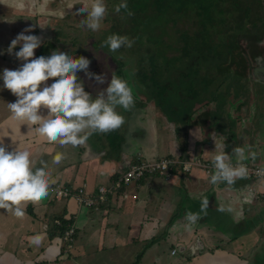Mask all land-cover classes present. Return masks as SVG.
<instances>
[{"label":"crops","instance_id":"obj_1","mask_svg":"<svg viewBox=\"0 0 264 264\" xmlns=\"http://www.w3.org/2000/svg\"><path fill=\"white\" fill-rule=\"evenodd\" d=\"M64 1L24 0L23 9L0 4V76L5 68L18 70L24 63L15 56L21 45L11 54L7 51L21 32L39 36L42 27H46L48 36H42V44L33 58L49 57L56 48L53 43L56 35L70 34L68 29L74 23L70 17L78 8L74 6L69 8L71 12L60 13ZM60 23L66 29L59 31ZM27 28L33 31L25 32ZM79 72L77 76H81ZM260 78L264 79V73ZM77 80L84 82V90L93 98L97 97L87 87L85 77ZM53 82L49 79L45 83ZM254 89L256 95L250 98L248 113L246 107H241L231 113L233 118L217 111L197 112L188 121L181 119L180 125L173 129L175 132L180 129L181 138H185L182 143L167 126L168 118L159 116L150 106L131 108L127 129L93 134L78 147H60L58 143L24 136L28 132L26 125L16 129V138L22 148L32 153L34 167H40L41 161L48 164L50 184L73 191L85 187L88 195H95L100 186H109L138 161L155 162L162 158L211 161L216 154L215 140L226 145L229 154L238 146L244 147L246 153L249 149L255 151L256 159L248 161L264 167V82ZM16 100L0 79V130L9 123L8 103ZM237 110L241 120L235 126L237 136L231 138V119H236ZM47 113V109H41L42 115ZM182 124L190 127L187 133H182ZM2 146L12 151L19 142L13 144L10 137H4ZM57 152L66 158L53 165L51 160ZM126 191L127 198L117 195L98 209L80 205L71 197L56 199L50 190L41 202L26 203L23 217L0 209V264H253L260 259L248 237H256L257 242L264 237V181L241 178L232 185H213L204 170L194 169L171 181L158 174L147 175ZM204 200L207 206L202 210ZM221 206L232 211H219ZM189 212L199 216L190 229L185 219ZM62 224H66V229L70 226L75 229L70 254L66 253L62 240Z\"/></svg>","mask_w":264,"mask_h":264},{"label":"clouds","instance_id":"obj_2","mask_svg":"<svg viewBox=\"0 0 264 264\" xmlns=\"http://www.w3.org/2000/svg\"><path fill=\"white\" fill-rule=\"evenodd\" d=\"M0 4L24 8V0H0ZM74 6L70 4L69 8ZM122 10L124 17L134 15L127 0H121L114 9L117 14ZM106 11L104 0H91L77 9V13H86L81 25L91 31L99 30ZM24 31L31 32L33 29L27 28ZM134 43L135 40L127 36L112 34L100 47L116 52L121 47L131 48ZM41 44L42 37L25 35L24 32L18 34L7 51L11 54L17 45H21L15 56L24 63L18 70L5 68L0 76L3 87L17 97L16 102L8 103L9 123L0 130V209L17 218L24 216L23 206L26 203L35 205L47 198L50 187L48 164L41 161L40 167H34L36 162L32 153L27 148H22L21 141L16 138L17 128L21 129V126L26 125L28 132L23 135L34 136L40 142L58 143L60 147H78L84 145L93 134H107L120 129L124 118L116 111L117 107L128 111L135 103L133 89L115 73L108 87L93 98L84 90L83 82L77 80L78 71H84L90 78L94 75L88 72L90 61L83 56L74 58L59 49L53 50L49 57L33 58L35 50ZM49 79L54 80L50 85L45 83ZM95 80L99 84L105 83V78L100 75H95ZM42 108L48 110L47 115L41 114ZM4 137H10L13 144L19 142V146L9 151L2 146ZM213 139L215 140L214 137ZM225 148L226 145L215 140L213 152L216 154L211 158L214 172L210 178L213 185H232L237 179L246 178L248 169L244 161L255 160L257 157L255 151L249 149L246 153L244 147H234L230 154ZM233 157L235 164L232 163ZM65 158L63 153L57 152L51 163L59 165ZM246 201H250V198H246ZM206 206L207 201L204 200L202 210ZM218 210L232 211L231 208L225 209L223 206ZM185 219L190 229L199 216L189 212Z\"/></svg>","mask_w":264,"mask_h":264},{"label":"rangeland","instance_id":"obj_3","mask_svg":"<svg viewBox=\"0 0 264 264\" xmlns=\"http://www.w3.org/2000/svg\"><path fill=\"white\" fill-rule=\"evenodd\" d=\"M88 1L89 3L91 2V0H88ZM233 1L234 0H232L230 3L232 4ZM120 2L121 0H104V4L106 6L107 11L105 13L104 19L100 23V28L98 31H91L87 29L86 27H83L81 25V20L86 18V13H77V11L76 12L74 11V14L71 15L70 17V20H74V23L72 24V22L71 21L70 22H71V25H77L79 27V28H76L78 32L73 33V34H67V33L60 32L59 34H57L56 40L53 41V43L56 46L54 50L59 49L60 51L66 52L70 56L77 58V59L81 56L87 58L90 61L89 68H88L89 73H92L93 71H95V67L99 70V74L97 75L103 76L105 78V83L103 84H99L95 80V77L90 78L84 71H80L78 74V75L85 77V81L88 83L87 87L91 89L92 93H95V95H98L99 91H102L108 87L112 79L113 73H115V75H117L118 77L122 79L123 77L126 76L122 70L119 73L121 74V76H119L118 71H116L117 70L116 68L118 65L114 62L112 58H110L112 56H116L117 54H115L114 52H110L107 47L102 49L100 47L101 43L105 41L109 35H112V34L127 36L129 37V39H134L135 43L133 44L131 48L121 47L119 50L116 51L119 55H122L124 57V59L126 60L124 64L126 66V69L128 67L129 72L133 74V78H134L133 80L130 74H128V76L124 78L128 82L129 86L133 89L134 101H135L133 107L145 108V107L150 106L152 110H155L159 116L160 115L171 116L169 118L166 116L168 118L167 126H169L170 130L173 131V127H175V125L179 126L180 125L179 123L182 122L181 119L183 117L184 119H187V120L191 118V116L189 115H188L189 116L188 118L185 113L189 112L188 110H186V107L189 102V98L194 97V95L192 94V91L193 90L195 91V89L191 87L190 89L187 88L186 90L177 91L173 93H172V90L169 88H167L165 91L162 90V92H164L163 98L166 99V102H165L162 99V96L158 97L159 95L158 90L162 88L161 86L164 83H166V81L160 82L159 80L152 79L155 76H153L154 67L152 65L153 63L150 62V57L152 56L151 54H153L154 50H155L154 52L155 55L160 52L164 54L166 53L167 57H171L173 53L177 50L178 51L183 50L182 44L186 43V41L183 37L178 40V36H181L182 34L181 30L183 28H186L187 24L178 23L177 26L181 30L178 32H175L172 29L173 23H170L166 28H163L161 26H158V24H160L159 19H157L156 21L151 19L152 22L148 23L143 18L144 14H141L140 16L138 14H134L133 16L127 17V18H124L123 16H121V21L119 24L121 25V27L115 30V24H114L112 13L115 12L114 11L115 6L119 4ZM76 7L79 8L80 6L78 5ZM232 11L233 9H231L230 7L226 8V12L223 17L227 20H230L231 18H235L238 20V21L237 20L235 21V24H237V34H238L239 39L241 38V36H244L248 32L249 29H251L252 31L253 27L255 28V26H257L255 21L260 22V20L263 19L262 10H260V8H254V7L244 8V10H242L241 13L239 14L236 13V17H232L233 15L231 14ZM62 12H67V11L62 10ZM214 17L215 16L213 15V20H214ZM218 17L220 16H216V20L218 19ZM185 23H186V20H185ZM62 24L63 23L59 24V30H61ZM128 24L131 27L129 29H126L127 27H129ZM163 24H165L164 21H163ZM209 27H210L209 29L208 28L204 29L203 27H201L200 28L201 34H198V35L191 34L190 35V36H196L197 38H199L203 44L208 43L211 46V50L206 48L204 45L202 46L203 52L206 54L211 53L213 57L212 60L208 58L210 62H208L207 65H204V68H203V70L206 72V76L208 80L211 78H216V79L219 78L218 72L216 71V65L220 61L217 59H225L226 56L228 55V51L232 50V48L234 47V40L230 39L229 36L226 34V32H223L224 29L222 28L220 29L217 24L214 25V22L210 23ZM47 29H48L47 32H49L51 35V29H49L48 27ZM64 29L65 28H63L62 30ZM192 30L193 31L197 30V26H195ZM228 32L231 35L236 34L234 31H228ZM45 35L47 34H46V27L44 25L42 32L39 34V37L43 36V38H45ZM224 36H225V39H224ZM160 42L162 43L161 45H160ZM185 45L186 44H184V46ZM48 47L50 46H47V48ZM217 52H219L218 55H217ZM168 53L170 56L168 55ZM184 54L186 55L187 51H184L182 53V55ZM183 59H185L184 56H183ZM180 62H181V59H180ZM165 64L166 63H163L164 67H165ZM171 67H168V68H171ZM226 73H227V68H226ZM81 76H77V79H81ZM167 77L170 80V76H167ZM132 81H134L136 84L135 85L132 84ZM213 85H216V84L213 83L211 86V82L210 83L206 82L204 84L202 83L201 93L199 95L200 98H204L206 101L209 98H212V93L216 92L217 90V86H213ZM145 86L147 88L149 86L150 92L146 93ZM138 89H140L141 92L142 91L143 92L142 93L139 92ZM151 90L155 92L153 96H151L152 94ZM144 92L147 94L148 99L152 98V100L149 99L150 102H147L146 100L147 97L145 96ZM222 92L223 91H221L219 98L223 97L221 96ZM181 94L183 96H180ZM186 95H187V98L189 95V98L187 100V104H184L183 103L184 100H181V97L185 99ZM139 102H142V103H139ZM160 102L161 104H166L165 106H171L170 109L164 110L165 114H162L157 109L158 105H160ZM178 103H179V108H177L178 110H174V107L172 106H175ZM212 108H213V105H212ZM116 111L120 113L124 118V124L121 126L120 129L122 130L127 129L128 124L131 121V119L128 117L130 110L125 111L123 108L117 107ZM172 115H176L181 121H178V118L172 117ZM240 120H241V116L238 114V110H237L236 119L235 120L231 119L232 121L231 125H233V128L231 129V135H230L231 138L234 136H237V131L235 130L236 129L235 126L240 123ZM150 123L152 124L151 121ZM182 128H183L182 133H185L190 127L187 126L186 124H182ZM178 136H179L178 137L179 143H182L185 140V138L184 139L181 138L180 131L178 133ZM256 235H261V234L258 233ZM255 238L256 237L254 236L248 237V240L251 243L252 249L255 251L257 255L260 256V259L253 261V264H264V237L261 240V242H257Z\"/></svg>","mask_w":264,"mask_h":264},{"label":"trees","instance_id":"obj_4","mask_svg":"<svg viewBox=\"0 0 264 264\" xmlns=\"http://www.w3.org/2000/svg\"><path fill=\"white\" fill-rule=\"evenodd\" d=\"M231 1L232 0H127L129 9L134 14H138L139 16L141 14H144L143 18L148 23L152 22L151 19L155 21L159 19L160 24H158V26H161L163 28H166L170 23H173L172 29L175 32H178L181 30L177 26L178 23L187 24L186 28H183L181 30L182 32L181 36H178V40L183 37L186 41V43H184L186 44L185 46L184 44H182L183 50L175 51L171 57H167L166 53L164 54L160 52L155 55L154 54L155 50H154L153 54H151L152 56L150 57V62L153 63L152 65L154 67L153 76L155 77L152 79L159 80L160 82L166 81V83H164L163 85L161 84L162 88L158 90L159 91L158 97L162 96V99L165 102H166V99L163 98L164 92H162V90L165 91L167 88H169L172 90V93H173L177 91L186 90L187 88L190 89L191 87L195 89V91L194 90L192 91V94L194 95V97L189 98V95H188V98H189L188 104H187V100H188L187 95L185 99L181 97V100H184L183 103L187 104L186 110H188L189 112L185 114L188 118L189 116H193L195 113L200 111L203 104L207 106L211 100L217 101L220 97V94L219 96H217L218 92L222 90L224 86L226 87V92L230 95V100L233 96L235 98V102L236 100L240 101L242 99L241 95L243 93H249L248 97L249 98L252 97L251 93H253L254 91V86L250 87L249 84L241 81V79L245 78V74L243 72L238 74L239 67L241 65L240 61L242 59L241 57L243 56V54H242V51L239 49L242 38L240 39L238 38L237 24H235V21L237 19L231 18L230 20H227L223 17L226 12V8L228 7H230L234 11V12L232 11L231 13L233 14L232 17H236V13H241L242 10L246 8V7H243V5L246 2H249L251 0L249 1L234 0L232 4L230 3ZM227 2L230 4H228ZM114 13H112V15H113L115 30H116L117 28L121 27V25L119 24L121 21V16L124 17V12L122 10L120 14H117V13L114 14ZM213 15L215 16L214 20H213ZM216 16H220V17H218V19L216 20ZM124 18H127V17H124ZM185 20H186V23H185ZM163 21L165 24H163ZM212 22H214V25L217 24L220 29L221 28L224 29L223 32H226L229 38L234 40V47H233L234 49L232 48V50L228 51V55L226 56L225 59H217L220 61L216 65V71L218 72L219 78L218 79L211 78L208 80L206 76V72L203 70V68H204V65H207V63L210 62L209 59L212 60L213 57L211 53H207V54L204 53L202 46L204 45L209 50H211V46L210 44L206 42H205L206 44H203L199 38H197L196 36H190V35L191 34L192 35L201 34L200 28L203 27L204 29H207V28L209 29L210 28L209 24ZM195 26H197V30L193 31L192 29ZM130 27L131 26L129 25V27H127L126 29H129ZM63 28L66 29L65 24L62 25L61 29ZM76 28H79V27L77 25H70L68 29L70 30V34L78 32ZM228 31H234L236 34L231 35ZM224 39H225V36H224ZM161 44L162 43L160 42V45ZM47 49H44V50L46 51ZM184 51H187L186 55L185 54L182 55ZM114 53L117 55L112 56L110 58H112L114 62L118 65L116 68L117 69L116 71H118V74L122 70L124 74L126 75L125 77H127L128 74H130L133 80L134 79L133 74L129 72V68L127 67L126 69V66L124 65L126 61L124 57L122 55H119L117 52H114ZM218 54L219 52H217V55ZM183 56L185 59H183ZM253 56H255V54H253ZM180 59H181V62H180ZM163 63H166L165 67L163 66ZM234 64H237V67L233 71L232 65ZM168 67H171V68H168ZM226 68H227V73H226ZM230 71H233V72L230 74L229 73ZM92 74H94L92 76L93 78L95 77V75L99 74V70L95 67V71H93ZM223 75L224 77H222ZM119 76H121V74H119ZM167 76H170V80L168 79ZM228 76L231 78L230 81L227 79ZM125 77H123V80H125L124 79ZM218 80H221V81L217 82ZM225 80H227L226 83H224ZM206 82L208 83L211 82V86L213 83H215L216 85H213V86H217L216 92H213L212 98H209L207 101L204 98H200L199 96L201 93V84L202 83L204 84ZM132 84L135 85L136 83L132 81ZM252 88L253 90L251 91ZM145 89H146L145 90L146 93L150 92L149 86L148 88L145 86ZM138 91L141 92L140 89H138ZM151 92H152L151 96H153L155 92H153L152 90ZM146 93H145V96L147 97ZM180 96H183V95L181 94ZM221 96L223 97H221L220 100L226 99V96L224 95H221ZM146 99H147V102H150L149 99L152 100V98L148 99V97ZM179 103L175 106H172L174 107V110H178L177 108H179ZM160 105H158L157 109L162 114H165L164 113L165 109H170L171 107V106H165L166 104H161V102H160ZM165 116H167L168 118L171 117L169 115H165ZM172 117L177 118L176 115H172ZM182 119H184V117ZM185 121H188V120L186 119ZM179 131L180 129H178L176 132H179ZM66 224L61 225L63 226L61 230L62 235L66 230Z\"/></svg>","mask_w":264,"mask_h":264},{"label":"built area","instance_id":"obj_5","mask_svg":"<svg viewBox=\"0 0 264 264\" xmlns=\"http://www.w3.org/2000/svg\"><path fill=\"white\" fill-rule=\"evenodd\" d=\"M232 163L235 164L236 161H232ZM244 164L248 169L246 177L248 180L255 182L264 181V172H262L264 167L253 165L247 161H244ZM194 169L204 170L207 177H211L214 172L211 161L199 158L192 161H186L179 158H162L161 160L155 162L138 161L137 163H133L127 172L114 179L109 186H100L95 195H88L85 187H80L76 191H73L71 188L60 184H50L49 190L53 193L56 199L71 197L75 198L80 205L90 209H98L115 195H122L124 198H127V188L137 183L147 175L158 174V176L164 178L165 180L171 181L175 176L178 177L188 174ZM175 171L177 172L175 173ZM74 234L75 229L73 226L67 228L63 233L62 240L67 254H70L73 250ZM175 253L176 250H173L172 254Z\"/></svg>","mask_w":264,"mask_h":264},{"label":"flooded vegetation","instance_id":"obj_6","mask_svg":"<svg viewBox=\"0 0 264 264\" xmlns=\"http://www.w3.org/2000/svg\"><path fill=\"white\" fill-rule=\"evenodd\" d=\"M59 1H61V0H59ZM74 2L76 3L75 7L78 5L80 6L81 3L82 4L89 3L88 0H74ZM64 3H65L64 6L62 4V9L60 10V13H63L62 10L71 12L68 5L72 4L73 1L65 0ZM243 7L260 8V10H262V16H263V19L260 20V22L255 21L257 26H255V28L253 27L252 31H251V29H249L248 32L244 36H241L242 39H241V43H240V47H239V49L242 51L243 56L241 57L242 58L240 61L241 65L239 67V73L238 74L243 72L245 74V78L241 79V81L249 84L250 87H252V86H256V85L264 82V79L260 78V75L263 74L262 73L263 67H262V69H260L261 67L259 66L261 61L264 63V0H251L249 2H246L243 5ZM76 8H78V7H76ZM61 18H62V16H61ZM253 54H255V56H253ZM260 58H261V60H259ZM253 60L255 63L253 62ZM255 64H256V66H255ZM236 67H237V64L232 65V70L234 71L236 69ZM256 70H258V71H256ZM233 71H230L229 73L231 74ZM222 77H224V75ZM227 79L229 81L231 80V78L229 76L227 77ZM220 81L221 80H218L217 82H220ZM226 82H227V80L224 81V83H226ZM223 86H224V84H223ZM252 90H253V88L251 89V91ZM221 91H223L222 95L226 96L225 100H223V99L220 100V98L217 101L211 100L207 106L203 104L202 108L200 109V111H198V113L199 112H201V113L207 112L209 114L210 112L215 113L217 111H222L223 114L225 113L228 118H231L232 117L231 113H234V111L237 108L247 107L248 101L250 102V98L248 97L249 93H243L241 95L243 100L242 99L240 101L236 100V102H235V98L233 96L230 100V95L226 92L225 86L223 87L222 90H220L218 92L217 96H219ZM251 95L253 96V98L250 96L251 99H254L255 95H256L255 89H254L253 93H251ZM212 105H213V108H212ZM250 105H251V103H250ZM223 118H224V115H223L221 121L223 120ZM214 119H216V118H214ZM219 124H220V122H219ZM219 124H217V125H219Z\"/></svg>","mask_w":264,"mask_h":264},{"label":"water","instance_id":"obj_7","mask_svg":"<svg viewBox=\"0 0 264 264\" xmlns=\"http://www.w3.org/2000/svg\"><path fill=\"white\" fill-rule=\"evenodd\" d=\"M259 60H261V58H260ZM259 66L261 67L260 69H262V67H263V69H262L263 71H262V70H261V71H262V73H264V63H263L262 61L260 62ZM256 71H258V70H256ZM250 107H251V105H250V102L248 101V103H247V107H246L247 110H248V111H246L247 113H248L249 110L251 109ZM172 133H176V134H178V132H175V129H173ZM178 141H179V140H178ZM178 141H177V142H178ZM212 142H213V139L210 138L209 141H208V143L211 144ZM209 151H212V150H209ZM231 152H232V151H231ZM231 152H230V153H231ZM233 158H234V157H233ZM248 160H250V159H248ZM248 160H246V161H248ZM248 162L252 163L251 161H248ZM208 193H210V192L208 191ZM174 205H175V204H174ZM176 205H178V204H176ZM179 212H180V210H179Z\"/></svg>","mask_w":264,"mask_h":264}]
</instances>
